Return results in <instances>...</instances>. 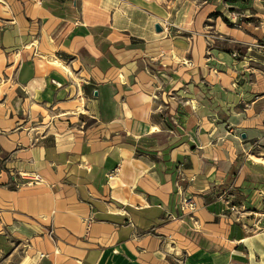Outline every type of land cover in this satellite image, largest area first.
I'll return each mask as SVG.
<instances>
[{"label":"crops","instance_id":"obj_1","mask_svg":"<svg viewBox=\"0 0 264 264\" xmlns=\"http://www.w3.org/2000/svg\"><path fill=\"white\" fill-rule=\"evenodd\" d=\"M176 2L10 0L0 264H264V0Z\"/></svg>","mask_w":264,"mask_h":264},{"label":"rangeland","instance_id":"obj_2","mask_svg":"<svg viewBox=\"0 0 264 264\" xmlns=\"http://www.w3.org/2000/svg\"><path fill=\"white\" fill-rule=\"evenodd\" d=\"M196 2V1H194ZM12 4L10 3V0H0V24L5 23V16L7 15L8 9ZM185 9V5L181 8V0H178V2L175 3L174 12L173 14H168L167 18L164 20L166 24H172L174 23V18H179L182 16V11ZM173 16V20H170V18ZM176 23L177 20H176ZM173 26V24H172ZM10 50L2 49L1 43H0V94L2 92H7L8 89L12 88V72L13 69L10 65V62L7 61L8 59V52ZM10 53V52H9ZM12 55V54H10Z\"/></svg>","mask_w":264,"mask_h":264},{"label":"built area","instance_id":"obj_3","mask_svg":"<svg viewBox=\"0 0 264 264\" xmlns=\"http://www.w3.org/2000/svg\"><path fill=\"white\" fill-rule=\"evenodd\" d=\"M234 54V53H233ZM180 204L182 205L181 208L183 207H188V208H192L193 207V202L192 200L186 198V197H180ZM184 205V206H183ZM43 254V253H42ZM42 254L40 253V255L42 256Z\"/></svg>","mask_w":264,"mask_h":264},{"label":"water","instance_id":"obj_4","mask_svg":"<svg viewBox=\"0 0 264 264\" xmlns=\"http://www.w3.org/2000/svg\"><path fill=\"white\" fill-rule=\"evenodd\" d=\"M154 28H155V30H160L161 29L160 26L157 23L154 24Z\"/></svg>","mask_w":264,"mask_h":264},{"label":"trees","instance_id":"obj_5","mask_svg":"<svg viewBox=\"0 0 264 264\" xmlns=\"http://www.w3.org/2000/svg\"><path fill=\"white\" fill-rule=\"evenodd\" d=\"M224 20H225L226 22H228V20H227L226 18H225Z\"/></svg>","mask_w":264,"mask_h":264}]
</instances>
